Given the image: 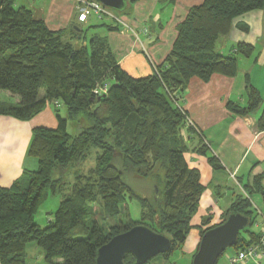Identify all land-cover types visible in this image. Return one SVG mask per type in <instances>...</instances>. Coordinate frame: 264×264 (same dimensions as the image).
Wrapping results in <instances>:
<instances>
[{"label": "trees", "instance_id": "trees-1", "mask_svg": "<svg viewBox=\"0 0 264 264\" xmlns=\"http://www.w3.org/2000/svg\"><path fill=\"white\" fill-rule=\"evenodd\" d=\"M263 6L264 0H200L189 6L175 26L176 36L163 62L153 74L135 78L116 64L105 38L92 36L83 43V31L76 26L72 33L78 41L66 40L30 9L0 0V91L19 97L16 104L0 102V113L27 120L58 100L67 115L55 110L56 128L32 129L27 153L37 160V168L10 187H0V264H27L26 249L32 245L43 249L44 264H95L99 246L136 224L170 238V250L159 254L163 257L182 246L204 186L199 171L189 168L183 156L184 113L164 87L181 94L192 78L206 81L215 73L234 76L236 56L222 54L216 44L220 38L227 39L234 18ZM129 8L128 2L125 10L115 12L126 13ZM235 50L248 55L251 47L240 42ZM102 80L111 85L104 97H98L92 89ZM41 88L44 96L39 98ZM246 89V107L228 104L242 115L262 102L248 81ZM80 112H87L89 124L70 135L67 119ZM257 123L263 130L264 108ZM90 147L101 150L94 166L75 174L70 194L49 212L53 219L39 227L34 215L40 204L64 188L62 178L52 177V169L81 162ZM204 147L198 149L202 154H206ZM207 160L213 168H221L213 155ZM125 171L156 185L153 196L138 195L123 180ZM127 198L138 200L139 220L127 217L105 229L101 218L119 214ZM238 212L248 217L249 224L223 254L250 245L243 231L255 236L251 232L254 210L242 195L222 214L221 222ZM209 220L203 218L202 224ZM124 263L135 264L131 254H126Z\"/></svg>", "mask_w": 264, "mask_h": 264}, {"label": "crops", "instance_id": "crops-1", "mask_svg": "<svg viewBox=\"0 0 264 264\" xmlns=\"http://www.w3.org/2000/svg\"><path fill=\"white\" fill-rule=\"evenodd\" d=\"M127 1L130 3L128 11L117 13L123 22L120 24L106 17H89L85 22H77L74 0H13L14 6L30 9L35 18L42 19L51 31L61 32L66 40L78 41L79 36L75 38L72 33L77 25L102 31L93 36L106 39L116 64L122 70L135 78L148 76L154 72L151 62L157 67L170 51L176 36V24L183 19L188 7L200 0ZM102 24L117 26L118 29ZM144 25L147 26V34L140 32ZM139 42L143 43L145 52ZM240 42L251 47L248 55L236 54L235 46ZM221 47L227 51L224 54L220 49L222 54L236 56V74L229 77L215 73L206 81L192 78L181 91L182 107L200 131L197 134L183 124L180 129L186 145L183 156L189 168L199 171L204 191L182 246L169 256L156 257L147 264H191L202 230L220 223L222 214L241 195L245 197L247 194L264 209V129L261 130L257 123L264 108V6L234 18L230 33ZM239 64L245 65L240 72L243 93L235 83L239 76ZM247 81L257 89L262 102L242 115L232 111L228 104L242 108L248 105ZM38 96H44L43 88ZM0 102L16 104L19 97L0 91ZM52 108L55 109V106L48 103L27 120L0 113V187H10L25 173L37 168V160L27 153L32 129L56 128L57 118ZM203 145L206 154L198 150ZM208 155H213L221 168H213L208 163ZM203 218L210 220L202 224ZM52 219V215L47 217V221ZM251 232L255 236L244 231L242 236L253 244L258 240L259 231L251 226ZM230 251L220 256H224L222 264H226ZM26 254L30 257L27 264H44V254L37 247L29 246ZM247 264L255 263L249 261Z\"/></svg>", "mask_w": 264, "mask_h": 264}, {"label": "water", "instance_id": "water-1", "mask_svg": "<svg viewBox=\"0 0 264 264\" xmlns=\"http://www.w3.org/2000/svg\"><path fill=\"white\" fill-rule=\"evenodd\" d=\"M94 1L117 12L125 10L128 4L127 0ZM248 224L249 219L246 215L239 212L229 213L222 222L206 229L201 234L191 264H216L223 252L237 243L239 232ZM170 247L171 240L168 236L144 224H136L113 235L106 243L99 246L95 264H125L126 254L132 255L135 264H145L154 256L169 251Z\"/></svg>", "mask_w": 264, "mask_h": 264}, {"label": "rangeland", "instance_id": "rangeland-1", "mask_svg": "<svg viewBox=\"0 0 264 264\" xmlns=\"http://www.w3.org/2000/svg\"><path fill=\"white\" fill-rule=\"evenodd\" d=\"M91 18L94 16H90ZM79 26V25H77ZM82 29V35L83 38L81 39L84 43H88L89 38L93 36V34L97 32H102L98 31L96 28H90L89 30L85 28L84 26H79ZM86 35V36H85ZM222 43L223 39L220 38L216 44L217 49H222ZM224 54L227 53L226 49H222ZM239 76L236 79V88L240 90V93H243L242 89V78H241V73L242 68H245L244 64H239ZM102 97V96H98ZM53 105V104H52ZM182 105V103H181ZM59 115L62 117H67L66 115V109L63 106L62 103L59 104V106H55V109L52 108V112L56 114V111ZM87 117V112H80L73 118H68L67 119V132L70 135H75L79 133L85 126L89 124ZM49 126V125H47ZM198 134V133H197ZM100 149L96 147H90L85 158L81 162H73L70 165H66L64 167H54L52 169V177L53 178H62L64 181V188L60 191H58L55 195L50 196L47 200H45L42 204H40L38 211L34 215V222L41 228L45 227L47 224V217L51 216L49 212L54 211L56 207L58 206L59 202L67 195L70 194L72 190V183L74 181V176L76 173H85L87 170H89L91 167L94 166L95 163V156L100 153ZM123 180L129 184L135 192L140 195V196H153L154 194V186L151 184L150 180L148 179H143V178H138L135 177V175L129 173V172H123ZM223 203L221 202V205ZM95 206V204H94ZM141 216V207L136 199H126V203L121 205V211L119 214H117L114 217H107L101 218L100 224L105 228L108 229L109 226L113 225L114 223H117L119 221H126L127 217L131 220H139ZM101 217V216H99ZM210 225L209 227H211ZM207 229V228H206ZM33 247H37L39 251H41L44 254V251L42 248L32 245ZM31 246V247H32ZM228 252V250H227ZM226 252V253H227ZM176 255V254H175ZM225 256V254H224ZM223 257H220V260L218 264H222V261L224 259ZM156 257H161V255H156L152 259ZM150 259L149 261H151Z\"/></svg>", "mask_w": 264, "mask_h": 264}, {"label": "built area", "instance_id": "built-area-1", "mask_svg": "<svg viewBox=\"0 0 264 264\" xmlns=\"http://www.w3.org/2000/svg\"><path fill=\"white\" fill-rule=\"evenodd\" d=\"M75 11L77 12L76 20L77 22H85L90 16H94L97 19L109 18L117 23H123L118 16V14L112 9L102 5L101 3L94 0H74ZM147 26L144 25L141 29V33L147 34ZM136 39H138L137 34H135ZM139 40V39H138ZM141 49L146 51L142 42H139ZM151 62V61H150ZM154 71H156V67L151 62ZM111 83L102 80L97 83L92 89V93L96 96L105 95L110 88ZM166 94L172 101L174 105H176L182 113H184V124L188 128L192 129L194 132L200 134L199 129L193 123V121L188 117L186 112L184 111L181 105L182 95L177 90H171L167 87H164ZM61 102L58 100L52 101L51 104L54 106H59ZM245 198L249 200L251 206L254 210V219L252 221V226L256 227L259 231L258 240L250 244L243 249L238 251L231 250L227 255L226 264H247L249 261L254 262L255 264H264V209L258 206L247 194H245Z\"/></svg>", "mask_w": 264, "mask_h": 264}]
</instances>
